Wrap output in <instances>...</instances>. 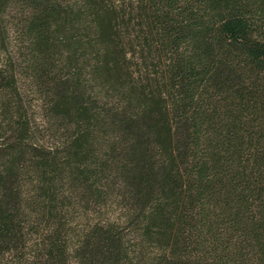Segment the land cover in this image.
<instances>
[{
	"label": "trees",
	"instance_id": "16d2710c",
	"mask_svg": "<svg viewBox=\"0 0 264 264\" xmlns=\"http://www.w3.org/2000/svg\"><path fill=\"white\" fill-rule=\"evenodd\" d=\"M0 264H264V0H0Z\"/></svg>",
	"mask_w": 264,
	"mask_h": 264
},
{
	"label": "rangeland",
	"instance_id": "374dc122",
	"mask_svg": "<svg viewBox=\"0 0 264 264\" xmlns=\"http://www.w3.org/2000/svg\"><path fill=\"white\" fill-rule=\"evenodd\" d=\"M9 23V22H8ZM8 23H7V26H8ZM11 23V22H10ZM11 25V24H10ZM8 33H7V44L9 45V47H13V35H12V33L11 32H9V31H7ZM31 97V96H30ZM33 102H31V104H32ZM29 112H31V115H33L34 116V118H35V116L37 115V109L36 108H32L31 109V111H29Z\"/></svg>",
	"mask_w": 264,
	"mask_h": 264
}]
</instances>
